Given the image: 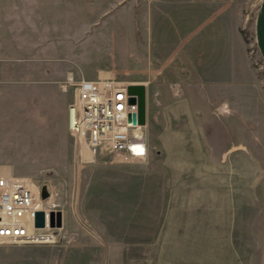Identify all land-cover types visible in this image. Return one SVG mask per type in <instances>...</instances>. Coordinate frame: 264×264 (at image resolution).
I'll use <instances>...</instances> for the list:
<instances>
[{
	"label": "rangeland",
	"instance_id": "rangeland-1",
	"mask_svg": "<svg viewBox=\"0 0 264 264\" xmlns=\"http://www.w3.org/2000/svg\"><path fill=\"white\" fill-rule=\"evenodd\" d=\"M207 1L209 15L196 24L215 25L211 38L220 31L221 48L211 44L220 64L206 73L136 64L117 75L144 85L145 157L78 162L70 148L63 162L53 145H0L20 175L49 192L45 206L62 210L60 227L36 230L52 241L0 243V264H264L261 0H196V16ZM236 29L241 59L229 49Z\"/></svg>",
	"mask_w": 264,
	"mask_h": 264
},
{
	"label": "crops",
	"instance_id": "crops-1",
	"mask_svg": "<svg viewBox=\"0 0 264 264\" xmlns=\"http://www.w3.org/2000/svg\"><path fill=\"white\" fill-rule=\"evenodd\" d=\"M195 1L0 0V145H53L67 161L69 74L117 77L136 64H192L204 73L212 62L220 64L221 54L211 55L212 42L221 48L220 31L211 38L215 25L196 24L210 4L196 16ZM232 47L241 59L239 32ZM231 92L230 98L238 96ZM2 156L0 174H21Z\"/></svg>",
	"mask_w": 264,
	"mask_h": 264
},
{
	"label": "built area",
	"instance_id": "built-area-1",
	"mask_svg": "<svg viewBox=\"0 0 264 264\" xmlns=\"http://www.w3.org/2000/svg\"><path fill=\"white\" fill-rule=\"evenodd\" d=\"M66 83L73 90L67 129L78 162L93 161L101 154L123 162L147 155L142 124L131 119L133 114L137 116L138 94L128 87L136 82L115 76L88 79L69 74ZM48 203V197H41L40 188L29 176L0 174V243L34 241L39 229L34 227L35 211L44 209L47 213ZM45 227L51 228L47 217Z\"/></svg>",
	"mask_w": 264,
	"mask_h": 264
},
{
	"label": "water",
	"instance_id": "water-1",
	"mask_svg": "<svg viewBox=\"0 0 264 264\" xmlns=\"http://www.w3.org/2000/svg\"><path fill=\"white\" fill-rule=\"evenodd\" d=\"M255 38L258 50L261 56L264 58V0H261L256 20H255ZM129 91L136 92L138 94V112L132 115L133 123L143 124L145 122V88L141 83H135L128 87ZM131 102L135 101L134 97H130ZM49 192L43 187L41 188V197L46 198ZM47 224L49 227H60L62 225V210L51 209L46 211L44 209H37L34 216V227L44 228Z\"/></svg>",
	"mask_w": 264,
	"mask_h": 264
},
{
	"label": "bare ground",
	"instance_id": "bare-ground-1",
	"mask_svg": "<svg viewBox=\"0 0 264 264\" xmlns=\"http://www.w3.org/2000/svg\"><path fill=\"white\" fill-rule=\"evenodd\" d=\"M35 237L36 239H34V241H52L53 238L52 236H45L40 234L35 235Z\"/></svg>",
	"mask_w": 264,
	"mask_h": 264
}]
</instances>
